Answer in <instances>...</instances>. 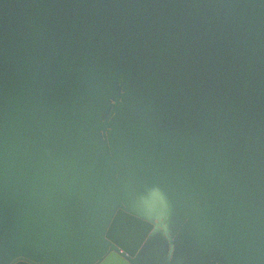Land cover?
Masks as SVG:
<instances>
[{
	"label": "water",
	"instance_id": "obj_1",
	"mask_svg": "<svg viewBox=\"0 0 264 264\" xmlns=\"http://www.w3.org/2000/svg\"><path fill=\"white\" fill-rule=\"evenodd\" d=\"M0 264H264V0H0Z\"/></svg>",
	"mask_w": 264,
	"mask_h": 264
}]
</instances>
